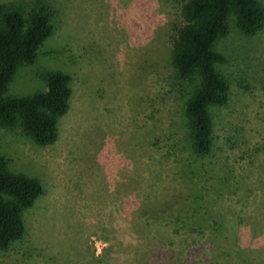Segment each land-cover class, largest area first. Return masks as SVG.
<instances>
[{"label":"rangeland","instance_id":"obj_1","mask_svg":"<svg viewBox=\"0 0 264 264\" xmlns=\"http://www.w3.org/2000/svg\"><path fill=\"white\" fill-rule=\"evenodd\" d=\"M179 1L0 0L47 4L53 26L2 97L43 91L54 70L70 88L53 143L0 124L9 168L44 186L0 264H264V27L246 36L230 19L219 39L228 100L212 109L213 155L194 162L190 88L170 62Z\"/></svg>","mask_w":264,"mask_h":264},{"label":"trees","instance_id":"obj_2","mask_svg":"<svg viewBox=\"0 0 264 264\" xmlns=\"http://www.w3.org/2000/svg\"><path fill=\"white\" fill-rule=\"evenodd\" d=\"M51 14L50 6L44 3L28 8L0 3V124L21 130L39 146L56 139L57 120L68 109L69 76L58 70L48 71L42 74L46 83L43 91L20 97L3 98L2 94L17 67L32 63L42 42L50 36ZM178 15L180 23L170 37V62L190 88L183 104V130L195 162L213 155L212 109L226 105L228 100V81L217 67L226 62L218 41L228 33L230 19L246 36L261 30L264 4L260 0H180ZM219 170V181L229 187L232 170L225 164ZM190 190L195 195L201 193L195 187ZM43 193L40 178L11 170L0 152L1 250L22 238L24 213Z\"/></svg>","mask_w":264,"mask_h":264}]
</instances>
